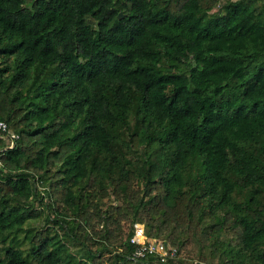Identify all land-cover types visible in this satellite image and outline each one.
<instances>
[{"label":"trees","instance_id":"trees-1","mask_svg":"<svg viewBox=\"0 0 264 264\" xmlns=\"http://www.w3.org/2000/svg\"><path fill=\"white\" fill-rule=\"evenodd\" d=\"M1 121L0 264H264V0H0Z\"/></svg>","mask_w":264,"mask_h":264},{"label":"built area","instance_id":"built-area-1","mask_svg":"<svg viewBox=\"0 0 264 264\" xmlns=\"http://www.w3.org/2000/svg\"><path fill=\"white\" fill-rule=\"evenodd\" d=\"M8 124L4 121L0 122V132L7 131ZM18 136V135H17ZM1 164V160H0ZM131 242L137 244L138 247L134 251L132 257L134 259L145 257L147 254H157L161 261H167L169 258L177 257V249L167 245L166 243L150 238L146 234V227L144 223L137 222L135 224V232L131 238ZM200 264H210L200 262Z\"/></svg>","mask_w":264,"mask_h":264},{"label":"water","instance_id":"water-1","mask_svg":"<svg viewBox=\"0 0 264 264\" xmlns=\"http://www.w3.org/2000/svg\"><path fill=\"white\" fill-rule=\"evenodd\" d=\"M123 16V13H120L119 17H122Z\"/></svg>","mask_w":264,"mask_h":264},{"label":"rangeland","instance_id":"rangeland-1","mask_svg":"<svg viewBox=\"0 0 264 264\" xmlns=\"http://www.w3.org/2000/svg\"><path fill=\"white\" fill-rule=\"evenodd\" d=\"M157 240V239H156ZM160 241V240H159ZM168 245V244H167Z\"/></svg>","mask_w":264,"mask_h":264}]
</instances>
